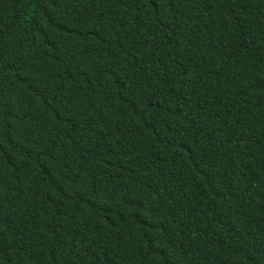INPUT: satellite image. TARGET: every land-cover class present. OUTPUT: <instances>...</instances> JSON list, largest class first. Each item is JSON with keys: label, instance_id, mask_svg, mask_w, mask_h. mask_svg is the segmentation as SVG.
Returning a JSON list of instances; mask_svg holds the SVG:
<instances>
[{"label": "trees", "instance_id": "1", "mask_svg": "<svg viewBox=\"0 0 264 264\" xmlns=\"http://www.w3.org/2000/svg\"><path fill=\"white\" fill-rule=\"evenodd\" d=\"M0 264H264V0H0Z\"/></svg>", "mask_w": 264, "mask_h": 264}]
</instances>
